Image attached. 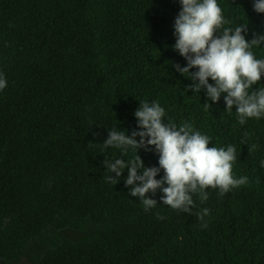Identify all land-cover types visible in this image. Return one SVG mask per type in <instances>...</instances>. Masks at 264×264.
<instances>
[{
  "label": "trees",
  "instance_id": "obj_1",
  "mask_svg": "<svg viewBox=\"0 0 264 264\" xmlns=\"http://www.w3.org/2000/svg\"><path fill=\"white\" fill-rule=\"evenodd\" d=\"M218 4L225 27L264 34L252 0ZM180 10L179 0H0V264H264V118L240 125L223 98L205 111L204 93L185 91L191 81L172 66H186L172 49ZM153 100L209 147H236L232 174L248 181L194 197L211 210L203 222L162 204L145 212L127 170L117 185L104 179L102 162L120 155L99 144L107 129L131 131L139 102ZM138 155L159 166L154 149Z\"/></svg>",
  "mask_w": 264,
  "mask_h": 264
},
{
  "label": "clouds",
  "instance_id": "obj_2",
  "mask_svg": "<svg viewBox=\"0 0 264 264\" xmlns=\"http://www.w3.org/2000/svg\"><path fill=\"white\" fill-rule=\"evenodd\" d=\"M179 3L181 10L174 22L172 49L185 59L186 66L178 63L172 66L191 81L185 91L194 95L203 92L207 98L203 103L205 111L223 98L226 113H232L235 108L240 125L250 118H264V83H261L264 59L256 58L254 52L264 48V34H253L249 41L246 39L249 23L225 27L228 21L218 0H179ZM252 3L257 14H264V0H252ZM7 86L8 80L0 72V92ZM139 105L134 112L135 128L107 129V138L99 143L105 150L120 151L118 158L107 157L102 162L106 172L111 173L104 179L117 185L127 170L125 186L130 188V196L139 198L145 212L162 204L195 215L203 222L211 210L197 209L194 197L203 204L209 199L207 189H218V194L224 196L248 181L247 176L236 178L232 174L236 147H209L211 138L191 123L177 125L166 119L165 108L158 100L139 102ZM141 148L155 150L158 167L145 165L138 155ZM260 167H264V160L260 161ZM157 191L162 193L159 203L148 195L155 196ZM158 218L165 219L159 214Z\"/></svg>",
  "mask_w": 264,
  "mask_h": 264
}]
</instances>
